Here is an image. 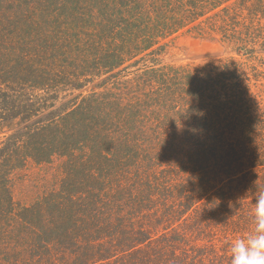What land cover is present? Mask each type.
<instances>
[{"label":"trees","instance_id":"obj_1","mask_svg":"<svg viewBox=\"0 0 264 264\" xmlns=\"http://www.w3.org/2000/svg\"><path fill=\"white\" fill-rule=\"evenodd\" d=\"M183 31L264 65V0H0V264H230L264 189L263 132L229 136L243 172L214 152L227 134L169 129L182 71L160 57ZM223 85L219 106L239 107ZM55 159L58 190L20 207L14 173Z\"/></svg>","mask_w":264,"mask_h":264},{"label":"rangeland","instance_id":"obj_2","mask_svg":"<svg viewBox=\"0 0 264 264\" xmlns=\"http://www.w3.org/2000/svg\"><path fill=\"white\" fill-rule=\"evenodd\" d=\"M167 43L168 46L160 59L162 64L175 69L180 68L182 71L177 74L178 79H172L170 84L174 90V106L179 103L177 108L183 112L182 115H176V113L169 115V124L171 120L175 122V125L169 126V129L191 130L196 134L212 133L213 136L227 134L225 138L229 139V145L221 144L220 148L214 152L225 157L223 160L226 164L238 171L247 172L250 160L248 161L246 151L240 148L243 155L240 151L235 155V144L233 138L229 136L234 135L233 132L244 133L249 130L263 132V137L258 136V142L264 145V65L260 66L254 61H248L247 55L240 54L233 45L223 43L220 39L213 40L197 36L195 32L183 31ZM227 63L232 65V72L223 69ZM262 63L264 64V55ZM185 77H190L189 81L194 80L195 77H201L200 85L203 81L205 82L204 90L201 91L203 93H198L200 97L194 102L190 101L189 96H184L187 91L183 88L190 83ZM180 78H183L182 82L178 81ZM224 79L234 82L242 92L238 102L239 107H232L226 101L221 106H219L220 102L217 103L221 98L219 92H223ZM181 84L183 86L177 89ZM89 89H86L84 94ZM69 94L63 93L62 99ZM74 94H80V92ZM210 143L208 142L207 145ZM244 146H247V143ZM258 153L264 157V148ZM212 157L214 158V155ZM60 165L61 160L55 159L51 164L30 163L16 171L12 185L15 202L21 205L20 207L33 205L40 196L49 195L58 190Z\"/></svg>","mask_w":264,"mask_h":264},{"label":"clouds","instance_id":"obj_3","mask_svg":"<svg viewBox=\"0 0 264 264\" xmlns=\"http://www.w3.org/2000/svg\"><path fill=\"white\" fill-rule=\"evenodd\" d=\"M254 228L230 244V264H264V189L255 186Z\"/></svg>","mask_w":264,"mask_h":264}]
</instances>
